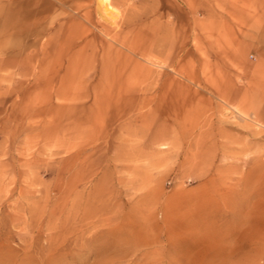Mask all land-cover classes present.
I'll use <instances>...</instances> for the list:
<instances>
[{
    "label": "rangeland",
    "instance_id": "374dc122",
    "mask_svg": "<svg viewBox=\"0 0 264 264\" xmlns=\"http://www.w3.org/2000/svg\"><path fill=\"white\" fill-rule=\"evenodd\" d=\"M0 264H264V0H0Z\"/></svg>",
    "mask_w": 264,
    "mask_h": 264
},
{
    "label": "bare ground",
    "instance_id": "6f19581e",
    "mask_svg": "<svg viewBox=\"0 0 264 264\" xmlns=\"http://www.w3.org/2000/svg\"><path fill=\"white\" fill-rule=\"evenodd\" d=\"M103 2H104V1H103ZM103 5L105 6V9H104V10H105L106 12L111 11L110 9H111L112 7H111V5L109 4V2H106V3H104Z\"/></svg>",
    "mask_w": 264,
    "mask_h": 264
}]
</instances>
